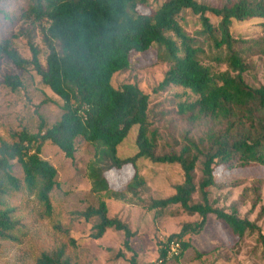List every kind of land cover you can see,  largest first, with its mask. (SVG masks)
Returning <instances> with one entry per match:
<instances>
[{
    "label": "trees",
    "instance_id": "trees-1",
    "mask_svg": "<svg viewBox=\"0 0 264 264\" xmlns=\"http://www.w3.org/2000/svg\"><path fill=\"white\" fill-rule=\"evenodd\" d=\"M16 2V0H13ZM24 4L21 19L31 24L46 25L44 40L49 48L46 67L40 61V49L29 41L31 59H24L13 47V38L5 36L0 41V57H7L19 69L32 67L49 88L62 101L63 115L59 122L48 127L39 116L37 133L23 130L14 135V143L3 141L0 146V241H16L17 222L13 209L6 208L5 199L10 193L24 188L35 195L46 215L52 213L51 195L58 183V171L41 158L46 142L56 146L68 160L75 161L76 140L84 139L95 149L88 164L92 192L116 194L111 191L107 174L134 169L125 193L138 196L146 185L140 175L138 162L147 160L155 165L180 166L184 181L175 186V194L165 199H152L146 205L149 212L164 211L180 206L190 217L198 216L193 224L168 237L181 243L184 256L192 244L189 235H199L207 226L209 216L226 224L242 240L246 234H256L264 248V232L256 222L240 216L238 203L229 209H220L211 202V189L217 186L219 167L229 171L247 169L253 165L264 168V85L258 88L246 82L252 70L248 62L249 49L234 38V22L253 19L264 20V0H220L212 6L198 0H165L150 14L139 9L149 5L148 0H20ZM190 12L199 18L202 30L198 37H190L181 25L182 15ZM5 19L9 16L0 10ZM209 15L218 18L217 26ZM60 46V51L56 48ZM154 47L164 49L170 65L163 81L155 92L171 86L189 90L197 100L181 103L178 115L193 127L206 129L201 145L189 138L180 153L159 154V135L150 132L149 115L151 97L136 84H126L116 89L112 80L115 74L131 68V57L144 54ZM259 44L257 49H262ZM208 51L216 52L228 70L214 74L204 64ZM214 58V59H215ZM4 83L13 91L23 87L18 76L5 78ZM138 127L136 154L122 159L118 149L133 127ZM187 133H190L188 131ZM203 159L202 178L196 183L195 171ZM17 162L23 171L21 181L14 175ZM199 192L202 202L193 204ZM260 190H256L255 209L260 203ZM123 194V193H122ZM124 195H120V197ZM86 221L98 219L90 237L96 241L104 238L109 229L124 233V250L132 254L129 264H140L132 248L136 236L129 223L120 217H109L105 200L99 206L89 207L80 213ZM260 216H264V206ZM72 244L78 248L75 238ZM158 244L159 257L167 264L166 253ZM119 257L123 256L120 251ZM37 264H73L65 249L54 254L43 253Z\"/></svg>",
    "mask_w": 264,
    "mask_h": 264
},
{
    "label": "rangeland",
    "instance_id": "rangeland-1",
    "mask_svg": "<svg viewBox=\"0 0 264 264\" xmlns=\"http://www.w3.org/2000/svg\"><path fill=\"white\" fill-rule=\"evenodd\" d=\"M212 6H218L220 0H198ZM165 0H148L147 7L139 10L150 14L157 10ZM24 4L20 0H0V10L6 12L8 19L0 13V41L5 36L13 38L12 47L26 60L31 59L29 41L32 40L40 49V61L46 67L49 48L44 40L43 28L46 25L31 24L21 19ZM211 22L217 26L219 20L209 15ZM181 25L192 38L198 37L202 30L199 18L190 12L182 15ZM232 33L236 40L249 49L247 60L252 70L246 74V82L258 88L264 85V20L253 19L234 22ZM262 44V49H257ZM60 51V46L56 44ZM204 64L214 74L228 70L226 64L219 61L216 52L208 51ZM215 58V59H214ZM170 65L164 49L154 47L147 53L134 54L131 68L114 75L112 84L116 89L126 84H136L151 97L149 115L152 122L150 132L159 135V154L180 153L187 144L186 134L201 145L206 129L202 125L191 126L185 118L178 115L181 103L197 100L189 90L171 86L166 90L155 92L163 81ZM18 76L23 87L13 91L4 81L7 77ZM63 115L62 101L49 88L44 86L41 78L32 67L19 69L7 57H0V146L3 141L14 143V135L23 130L37 133L42 116L48 127L60 121ZM138 127H133L127 139L118 149L122 159L136 154V137ZM190 131V133H187ZM75 161L65 155L50 142L42 149L41 158L48 161L58 171L59 186L51 195L52 213L46 215L35 195L22 189L19 193H10L5 199L6 208L13 209L17 228L16 241H0V264H37L43 253L54 254L65 249L73 264H129L132 254L124 250V233L109 229L103 239L96 241L90 236L95 233L93 227L98 219L86 221L80 213L89 207L97 208L105 200L109 208V217H120L129 223L136 236L132 248L138 254L140 264H152L158 260L159 246L163 239L181 231L186 224H193L199 218L185 214L181 207L171 206L164 211L149 212L146 205L152 199H165L175 194V186L182 184L184 174L177 165H155L147 160L138 162L140 175L146 185L139 195L125 193L131 182L134 169L128 166L122 171L107 174L111 191L116 194L101 195L92 192L88 164L93 160L95 149L82 138L76 140ZM203 159L197 164L196 183L202 178ZM14 175L23 180L21 166L14 162ZM217 186L211 189V202L220 209H229L238 203L240 216L256 222L264 232V216H260L264 206V168L253 165L247 169L229 171L219 167L216 173ZM259 189L260 203L253 209L256 190ZM123 193V194H122ZM124 195V197H120ZM202 202L200 193L193 196L192 203ZM79 244L76 248L71 238ZM191 248L179 259H172L167 264H264V248L256 234H246L240 240L231 229L218 221L215 216L208 218L207 226L199 235H189ZM123 256L119 257V252Z\"/></svg>",
    "mask_w": 264,
    "mask_h": 264
},
{
    "label": "built area",
    "instance_id": "built-area-1",
    "mask_svg": "<svg viewBox=\"0 0 264 264\" xmlns=\"http://www.w3.org/2000/svg\"><path fill=\"white\" fill-rule=\"evenodd\" d=\"M161 249L165 251L168 262L180 255L181 243L175 240L163 239ZM152 264H163V261H156Z\"/></svg>",
    "mask_w": 264,
    "mask_h": 264
}]
</instances>
